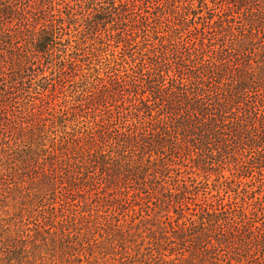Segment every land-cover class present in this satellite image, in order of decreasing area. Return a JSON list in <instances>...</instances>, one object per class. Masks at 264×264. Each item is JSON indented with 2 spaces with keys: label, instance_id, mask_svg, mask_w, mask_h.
Instances as JSON below:
<instances>
[{
  "label": "rangeland",
  "instance_id": "obj_1",
  "mask_svg": "<svg viewBox=\"0 0 264 264\" xmlns=\"http://www.w3.org/2000/svg\"><path fill=\"white\" fill-rule=\"evenodd\" d=\"M65 1L0 51V264H257L264 0Z\"/></svg>",
  "mask_w": 264,
  "mask_h": 264
},
{
  "label": "trees",
  "instance_id": "obj_2",
  "mask_svg": "<svg viewBox=\"0 0 264 264\" xmlns=\"http://www.w3.org/2000/svg\"><path fill=\"white\" fill-rule=\"evenodd\" d=\"M87 1V0H82ZM92 6L101 12L106 10V14L111 18V22H114V17L120 14L117 0H108L104 2L101 0H89ZM64 4L66 3L63 0ZM85 3V2H84ZM59 0H0V51L2 53L8 51L10 53H17L19 48V42L17 40L23 38L26 49H29V55L38 56L40 54L52 55L48 50L49 47H54L58 43H55L58 39H62L64 35H68L67 27L64 19V12L59 9ZM66 9L71 10L69 4H66ZM99 9V10H98ZM70 41H68L69 45ZM61 45H64L60 42ZM18 45V46H17ZM67 46V45H65ZM23 47V46H22ZM20 55V58L25 57L28 60V56ZM114 73V72H113ZM109 86H106V93H116L124 95L125 85L138 88L137 79L134 76L119 77L116 75H108ZM116 77V78H114ZM128 80V81H127ZM103 88L100 90V94L104 93ZM258 250L259 261L257 264H264V234L257 236L255 240H251ZM253 262V261H252ZM255 262H253L254 264Z\"/></svg>",
  "mask_w": 264,
  "mask_h": 264
}]
</instances>
